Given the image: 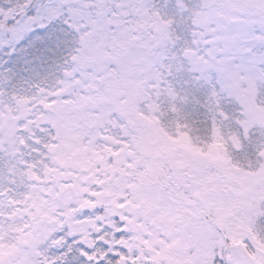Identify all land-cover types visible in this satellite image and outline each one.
Instances as JSON below:
<instances>
[{
  "label": "snow or ice",
  "instance_id": "6c2138e0",
  "mask_svg": "<svg viewBox=\"0 0 264 264\" xmlns=\"http://www.w3.org/2000/svg\"><path fill=\"white\" fill-rule=\"evenodd\" d=\"M0 264H264V0H0Z\"/></svg>",
  "mask_w": 264,
  "mask_h": 264
}]
</instances>
